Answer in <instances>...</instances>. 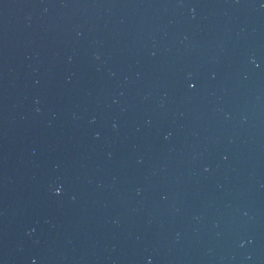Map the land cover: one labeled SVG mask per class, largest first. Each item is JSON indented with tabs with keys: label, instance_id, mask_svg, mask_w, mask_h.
<instances>
[{
	"label": "water",
	"instance_id": "obj_1",
	"mask_svg": "<svg viewBox=\"0 0 264 264\" xmlns=\"http://www.w3.org/2000/svg\"><path fill=\"white\" fill-rule=\"evenodd\" d=\"M0 264H264V0H0Z\"/></svg>",
	"mask_w": 264,
	"mask_h": 264
}]
</instances>
